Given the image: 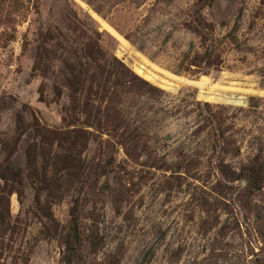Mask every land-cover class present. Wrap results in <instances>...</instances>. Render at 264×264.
<instances>
[{"label": "rangeland", "instance_id": "374dc122", "mask_svg": "<svg viewBox=\"0 0 264 264\" xmlns=\"http://www.w3.org/2000/svg\"><path fill=\"white\" fill-rule=\"evenodd\" d=\"M67 260L264 264V0H0V264Z\"/></svg>", "mask_w": 264, "mask_h": 264}, {"label": "bare ground", "instance_id": "6f19581e", "mask_svg": "<svg viewBox=\"0 0 264 264\" xmlns=\"http://www.w3.org/2000/svg\"><path fill=\"white\" fill-rule=\"evenodd\" d=\"M137 72L143 76L144 78L148 79L145 75V70L141 65H138L137 66ZM206 95H203L204 98L210 100V101H215V102H231V99H232V96L229 95L228 93H219V92H214V93H211V92H207L205 93ZM234 97V96H233ZM235 100L233 101L234 102H238L239 98H234Z\"/></svg>", "mask_w": 264, "mask_h": 264}, {"label": "trees", "instance_id": "16d2710c", "mask_svg": "<svg viewBox=\"0 0 264 264\" xmlns=\"http://www.w3.org/2000/svg\"><path fill=\"white\" fill-rule=\"evenodd\" d=\"M72 230H74V232H76V227H75V225L72 226ZM67 248H68V250H70V252H71V250L73 249V247H72V245H71V242H69V241H68V243H67ZM67 264H70V261L67 260Z\"/></svg>", "mask_w": 264, "mask_h": 264}]
</instances>
